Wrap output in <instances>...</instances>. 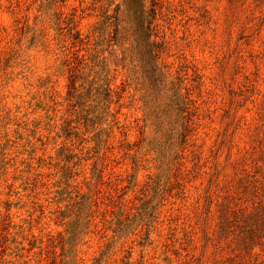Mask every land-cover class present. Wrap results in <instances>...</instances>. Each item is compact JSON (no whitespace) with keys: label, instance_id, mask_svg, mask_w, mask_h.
Returning a JSON list of instances; mask_svg holds the SVG:
<instances>
[{"label":"rangeland","instance_id":"374dc122","mask_svg":"<svg viewBox=\"0 0 264 264\" xmlns=\"http://www.w3.org/2000/svg\"><path fill=\"white\" fill-rule=\"evenodd\" d=\"M0 264H264V0H0Z\"/></svg>","mask_w":264,"mask_h":264},{"label":"trees","instance_id":"16d2710c","mask_svg":"<svg viewBox=\"0 0 264 264\" xmlns=\"http://www.w3.org/2000/svg\"><path fill=\"white\" fill-rule=\"evenodd\" d=\"M108 11L106 12L105 11V16H107V18L109 17L108 14ZM154 19H155V13L153 10L150 11V13L148 14V17L146 18V30H147V34L149 37L152 36V31L155 30V26H153V23H154ZM153 46H156V43H152ZM73 89H75L74 87H72ZM73 95H74V91L71 92ZM108 96H109V92H108ZM78 98V96H77Z\"/></svg>","mask_w":264,"mask_h":264}]
</instances>
